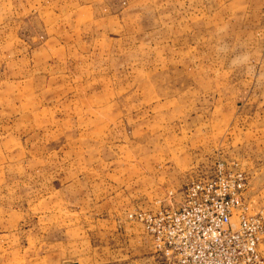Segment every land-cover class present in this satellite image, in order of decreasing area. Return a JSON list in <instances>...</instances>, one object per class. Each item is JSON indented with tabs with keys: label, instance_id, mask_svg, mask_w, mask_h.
I'll use <instances>...</instances> for the list:
<instances>
[{
	"label": "rangeland",
	"instance_id": "374dc122",
	"mask_svg": "<svg viewBox=\"0 0 264 264\" xmlns=\"http://www.w3.org/2000/svg\"><path fill=\"white\" fill-rule=\"evenodd\" d=\"M218 164L264 206V0H0V264H166Z\"/></svg>",
	"mask_w": 264,
	"mask_h": 264
},
{
	"label": "built area",
	"instance_id": "2783aa9c",
	"mask_svg": "<svg viewBox=\"0 0 264 264\" xmlns=\"http://www.w3.org/2000/svg\"><path fill=\"white\" fill-rule=\"evenodd\" d=\"M242 172L218 164L188 182L176 208L135 214L166 264H263L264 206L251 212Z\"/></svg>",
	"mask_w": 264,
	"mask_h": 264
},
{
	"label": "crops",
	"instance_id": "0c3cea01",
	"mask_svg": "<svg viewBox=\"0 0 264 264\" xmlns=\"http://www.w3.org/2000/svg\"><path fill=\"white\" fill-rule=\"evenodd\" d=\"M213 170H214V168H212V170H211L212 172L210 171L209 174L208 175H205L204 177L210 176L213 173ZM179 194H180V197L182 198V191ZM170 208H174V207H170Z\"/></svg>",
	"mask_w": 264,
	"mask_h": 264
}]
</instances>
